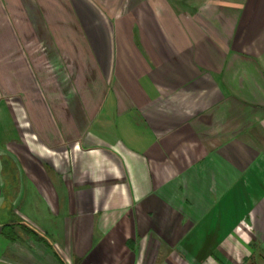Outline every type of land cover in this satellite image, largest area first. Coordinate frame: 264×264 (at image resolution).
I'll use <instances>...</instances> for the list:
<instances>
[{
    "label": "crops",
    "instance_id": "1",
    "mask_svg": "<svg viewBox=\"0 0 264 264\" xmlns=\"http://www.w3.org/2000/svg\"><path fill=\"white\" fill-rule=\"evenodd\" d=\"M0 264H264V0H0Z\"/></svg>",
    "mask_w": 264,
    "mask_h": 264
},
{
    "label": "trees",
    "instance_id": "2",
    "mask_svg": "<svg viewBox=\"0 0 264 264\" xmlns=\"http://www.w3.org/2000/svg\"><path fill=\"white\" fill-rule=\"evenodd\" d=\"M14 223L15 222H13V223L9 222L6 226L3 227L4 233L6 234L8 239H10V240H17L18 239V235L14 231L16 227H20L23 231L27 232V234H30L36 238L39 237L37 232L34 229L30 228L27 224L18 222V223H15V225H14Z\"/></svg>",
    "mask_w": 264,
    "mask_h": 264
},
{
    "label": "rangeland",
    "instance_id": "3",
    "mask_svg": "<svg viewBox=\"0 0 264 264\" xmlns=\"http://www.w3.org/2000/svg\"><path fill=\"white\" fill-rule=\"evenodd\" d=\"M198 1L201 2L203 0H198ZM29 165H31V159L29 160ZM15 223H18V222H15ZM15 223H14V225H15ZM14 231L16 232V234L20 233L22 235V237H23V238H18L17 240H11L13 243L17 242L19 244V247H23L22 245L26 244L24 241H26L29 237H34V236L30 235V234H27V232L23 231L20 227H16ZM36 239H38V241L41 243V239L40 238H36L35 237V240Z\"/></svg>",
    "mask_w": 264,
    "mask_h": 264
}]
</instances>
